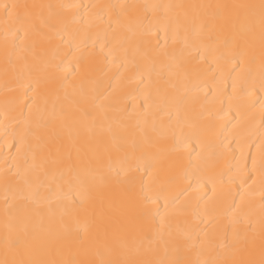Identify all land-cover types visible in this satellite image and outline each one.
<instances>
[{
    "label": "bare ground",
    "instance_id": "1",
    "mask_svg": "<svg viewBox=\"0 0 264 264\" xmlns=\"http://www.w3.org/2000/svg\"><path fill=\"white\" fill-rule=\"evenodd\" d=\"M260 4L0 0V261L258 262Z\"/></svg>",
    "mask_w": 264,
    "mask_h": 264
},
{
    "label": "snow or ice",
    "instance_id": "2",
    "mask_svg": "<svg viewBox=\"0 0 264 264\" xmlns=\"http://www.w3.org/2000/svg\"><path fill=\"white\" fill-rule=\"evenodd\" d=\"M29 5H22L18 3H5L2 5L3 8V14L5 18V23L10 24V25H15L17 23H22L24 20L30 17L31 13L28 12L27 10L29 9ZM31 7H36V6H31ZM51 8V6H48ZM210 7V6H209ZM217 8H226L228 6H216ZM238 7H246V8H255L257 6L255 5H247V6H238ZM24 9L25 11L22 13L20 10ZM260 9V17H261V34H262V40H264V0H261V4L259 5ZM217 15L221 16L223 18V13H218ZM235 27V26H234ZM15 31H24L23 27L20 29H13ZM24 35L27 36V31H24ZM239 37V39L244 40V37L240 35L239 33H236L233 36V40L231 43H235V40ZM19 38V37H18ZM247 53L246 51L242 48L239 52L236 53V55L243 57ZM261 173L264 175V152L261 154ZM119 175V173H117ZM0 264H8L7 261H0ZM39 264H45V262H39ZM47 264H54V262H47ZM101 264H119V262L115 261H108V262H101ZM124 264H153L152 261H135V262H124ZM156 264H164V262H156ZM170 264H181L180 261H173L170 262ZM243 264H264V252H262L261 259L257 262L255 260H248L243 262Z\"/></svg>",
    "mask_w": 264,
    "mask_h": 264
}]
</instances>
